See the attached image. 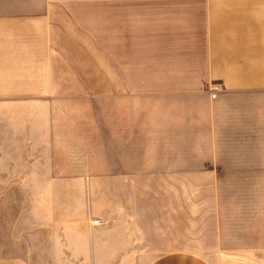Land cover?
<instances>
[{
    "label": "crops",
    "instance_id": "crops-1",
    "mask_svg": "<svg viewBox=\"0 0 264 264\" xmlns=\"http://www.w3.org/2000/svg\"><path fill=\"white\" fill-rule=\"evenodd\" d=\"M72 56H99V90L76 79ZM88 91L100 92L99 118L71 111ZM12 109L0 114V164L38 187L183 189L195 174L197 188H264V0H0V110ZM117 201L115 214L79 202L84 228L37 230L18 261L209 264L142 256L136 198Z\"/></svg>",
    "mask_w": 264,
    "mask_h": 264
},
{
    "label": "rangeland",
    "instance_id": "rangeland-1",
    "mask_svg": "<svg viewBox=\"0 0 264 264\" xmlns=\"http://www.w3.org/2000/svg\"><path fill=\"white\" fill-rule=\"evenodd\" d=\"M72 57L69 61L74 65L76 79L87 89L99 90V56H88L89 61L87 56ZM76 95V101L90 103L88 107L71 111L82 115L92 112L97 118L102 115L99 91ZM5 111L21 112L20 109L0 110V114ZM58 160L63 163L66 159ZM87 160L93 168H100V157ZM60 167L65 168L63 164ZM30 176V173H7L4 164H0V264H21L18 260L27 254L25 241L29 243L37 230L63 234L84 228L83 223L72 220L79 213V202H87L93 213L109 209L115 214L119 197L136 198L134 207L140 215L138 229L146 234L139 237L142 251L145 250L142 256L152 258L166 251H185L206 258L209 264H264V251L257 252L264 249V188L232 187L259 186L260 181H225L222 184L231 187L207 189L195 187L198 181L195 174H190L189 187L183 189H117L97 179L89 188L62 181L50 188L38 187L46 184L45 181L38 182L29 179ZM112 220L101 222L100 226L113 225L116 216ZM149 220L156 237L148 236ZM93 224L98 226V221ZM37 255L34 254L33 263H37Z\"/></svg>",
    "mask_w": 264,
    "mask_h": 264
},
{
    "label": "built area",
    "instance_id": "built-area-1",
    "mask_svg": "<svg viewBox=\"0 0 264 264\" xmlns=\"http://www.w3.org/2000/svg\"><path fill=\"white\" fill-rule=\"evenodd\" d=\"M211 97H212V99H214L215 98V95H212ZM94 224H97V223L95 222Z\"/></svg>",
    "mask_w": 264,
    "mask_h": 264
}]
</instances>
